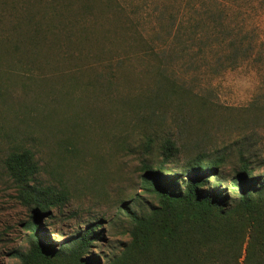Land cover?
Instances as JSON below:
<instances>
[{"label":"rangeland","instance_id":"374dc122","mask_svg":"<svg viewBox=\"0 0 264 264\" xmlns=\"http://www.w3.org/2000/svg\"><path fill=\"white\" fill-rule=\"evenodd\" d=\"M103 3L81 13L75 3L0 0V264H19L14 255L27 248L30 208L7 164L14 152L32 154L31 183L67 190L65 206L41 220L46 240L59 246L97 220L90 253L99 264L128 245L119 208L138 190L142 162H161L167 139L178 149L169 170L217 150L230 153L227 169L238 151L264 160V59L225 69L209 45L156 54L125 26L154 47L194 25L264 39V0Z\"/></svg>","mask_w":264,"mask_h":264},{"label":"trees","instance_id":"16d2710c","mask_svg":"<svg viewBox=\"0 0 264 264\" xmlns=\"http://www.w3.org/2000/svg\"><path fill=\"white\" fill-rule=\"evenodd\" d=\"M103 1L106 6L112 2ZM47 2L65 8L75 3L81 13L94 9V0ZM125 26L145 50L153 52L157 48L172 53L195 51L197 55L209 45V51L220 52V66L225 69L252 56L258 61L264 59V39L255 40L233 27L222 26L209 33L204 27L197 31V25L188 31L179 27L170 44L165 41L167 36L154 47L150 42L148 45L135 25ZM177 152L174 142L167 139L161 162L156 166L147 159L142 162L140 186L130 203L118 211L127 217L128 226L123 230L130 241L111 264H232L238 261L243 247L242 264H264V160L238 151L237 161L227 169L230 153L217 150L196 153L179 169L165 168L164 164L174 162ZM7 164L20 197L30 208L27 248L14 255L19 264H99L98 257L90 253L98 240L99 222L88 223L55 246L43 236L41 220L65 206L67 190L31 183L38 167L28 150L12 153ZM144 194L152 199L146 201Z\"/></svg>","mask_w":264,"mask_h":264}]
</instances>
